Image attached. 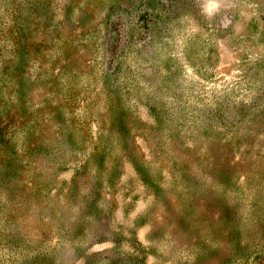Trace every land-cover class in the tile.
Returning <instances> with one entry per match:
<instances>
[{
	"label": "rangeland",
	"instance_id": "374dc122",
	"mask_svg": "<svg viewBox=\"0 0 264 264\" xmlns=\"http://www.w3.org/2000/svg\"><path fill=\"white\" fill-rule=\"evenodd\" d=\"M0 264H264V0H0Z\"/></svg>",
	"mask_w": 264,
	"mask_h": 264
},
{
	"label": "clouds",
	"instance_id": "9594fccd",
	"mask_svg": "<svg viewBox=\"0 0 264 264\" xmlns=\"http://www.w3.org/2000/svg\"><path fill=\"white\" fill-rule=\"evenodd\" d=\"M210 7H211V5H210Z\"/></svg>",
	"mask_w": 264,
	"mask_h": 264
}]
</instances>
